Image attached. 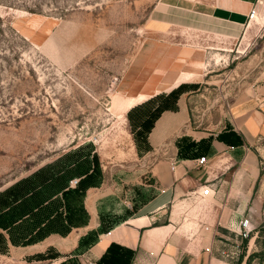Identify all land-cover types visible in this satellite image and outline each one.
Masks as SVG:
<instances>
[{"label": "crops", "instance_id": "obj_1", "mask_svg": "<svg viewBox=\"0 0 264 264\" xmlns=\"http://www.w3.org/2000/svg\"><path fill=\"white\" fill-rule=\"evenodd\" d=\"M259 1L157 5L237 29L243 44ZM191 75L183 70L167 91L123 101L132 103L126 165L107 170L97 149L75 147L2 189L0 264H95L111 243L133 250L130 264H244L241 221L264 220V66L215 131L190 124Z\"/></svg>", "mask_w": 264, "mask_h": 264}, {"label": "rangeland", "instance_id": "obj_2", "mask_svg": "<svg viewBox=\"0 0 264 264\" xmlns=\"http://www.w3.org/2000/svg\"><path fill=\"white\" fill-rule=\"evenodd\" d=\"M159 1L0 0V191L75 147L97 149L107 170L126 165L123 101L167 91L183 70L191 126L220 128L264 66V0L243 44L239 30ZM246 239L244 264H264V220Z\"/></svg>", "mask_w": 264, "mask_h": 264}, {"label": "trees", "instance_id": "obj_3", "mask_svg": "<svg viewBox=\"0 0 264 264\" xmlns=\"http://www.w3.org/2000/svg\"><path fill=\"white\" fill-rule=\"evenodd\" d=\"M196 142L191 141L189 145L193 147ZM247 242V239L244 240ZM134 252L131 249H123L116 243H111L107 251L95 264H130L132 262ZM60 264H65L61 262Z\"/></svg>", "mask_w": 264, "mask_h": 264}, {"label": "built area", "instance_id": "obj_4", "mask_svg": "<svg viewBox=\"0 0 264 264\" xmlns=\"http://www.w3.org/2000/svg\"><path fill=\"white\" fill-rule=\"evenodd\" d=\"M258 7L257 5H255L250 13H249V18L250 19H253L255 18V16L258 14ZM207 162V157L206 156H201L200 158H198V163L199 164H205ZM174 162H172V168L174 167ZM211 187L210 186H206L203 188L202 190V195L205 196V195H208L210 194L211 192ZM255 227L252 225V223L250 222V220L248 218H244L242 221H241V224H240V231H239V234L244 237V238H247V237H250L251 233L254 231Z\"/></svg>", "mask_w": 264, "mask_h": 264}, {"label": "bare ground", "instance_id": "obj_5", "mask_svg": "<svg viewBox=\"0 0 264 264\" xmlns=\"http://www.w3.org/2000/svg\"><path fill=\"white\" fill-rule=\"evenodd\" d=\"M258 17H259V15H256L255 18H253V19H258Z\"/></svg>", "mask_w": 264, "mask_h": 264}]
</instances>
